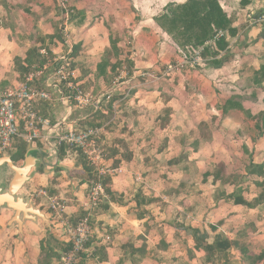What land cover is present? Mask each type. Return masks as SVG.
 Returning a JSON list of instances; mask_svg holds the SVG:
<instances>
[{
    "label": "crops",
    "instance_id": "crops-1",
    "mask_svg": "<svg viewBox=\"0 0 264 264\" xmlns=\"http://www.w3.org/2000/svg\"><path fill=\"white\" fill-rule=\"evenodd\" d=\"M111 1L78 0L79 18L65 35L56 1L0 0V88L22 81L15 60L25 61L32 48L39 51L41 63L33 65L28 76L72 48L78 83L88 91L92 83L107 86L113 77L110 67L107 79L96 76L112 38L118 40V55L111 64L119 61L120 68L131 64L132 72L125 71L127 81L115 84L112 118L98 126L107 135V126L115 124L101 145L108 153L103 148L105 167L116 173L111 195L93 212V234L79 264H212L204 251L196 249L192 229L206 230L209 243L219 235L235 244L228 262L220 258L215 264H251L249 257L264 251V203L249 208L234 198L253 202L263 190V178L249 175L248 168L264 169V79L258 77L264 67V27L252 25L249 18L264 10V0H219L236 34L225 32L224 50L216 52L214 41L198 48L203 49L199 60L181 70L177 66L183 55L194 52L178 48L155 18L169 4L187 0H159L152 16L141 13L134 0ZM146 72L153 78L141 77ZM34 83L53 91L49 73ZM60 101L56 94L52 102L38 106L52 124L65 121L76 127L93 119L92 109ZM107 106L100 109L104 116ZM58 154L46 162L55 165L59 159L61 167L33 168L20 193L49 221V201L37 197V192L45 189L50 196L65 199L66 215L75 221L86 212L91 182L79 158L75 169L66 165L67 152L63 160ZM220 166L223 171L216 179ZM4 211L0 264H42L41 243L48 231L67 242L55 220L50 225L27 220L20 230L10 223L14 213ZM56 250L62 257L64 252Z\"/></svg>",
    "mask_w": 264,
    "mask_h": 264
},
{
    "label": "built area",
    "instance_id": "built-area-1",
    "mask_svg": "<svg viewBox=\"0 0 264 264\" xmlns=\"http://www.w3.org/2000/svg\"><path fill=\"white\" fill-rule=\"evenodd\" d=\"M252 25L264 27V10L250 15ZM227 36L225 32H219L215 43ZM203 49L194 51L193 55H183V63L177 66L178 70L184 65L193 67ZM69 67V63L66 64ZM50 67V66H48ZM174 72V67L171 68ZM49 73L50 87L42 88L34 83L36 77ZM72 74L66 72L58 64H54L51 71L47 67L43 71L34 73L23 81H17L7 88H0V158L10 156L18 140L26 142L28 145L40 143L41 149L48 150L50 154H58L61 148H75L81 151L89 164L96 172V180L92 181L87 202L85 216L78 224H73L66 217V204L63 199L50 196L48 191L41 189L37 192V197L47 198L49 201V211L52 213L55 224L60 226L63 235L70 243L71 247L66 251L57 264H79L82 257L87 253V246L92 237L91 218L93 212L99 207L102 200L108 197L105 180L112 178L116 173L113 168L105 167L106 154L101 149L102 136L105 134L104 127L77 129L62 123L52 124L41 115L38 106L43 103L52 102L56 94L61 102L65 97H61L63 92L57 80L65 81L66 90L71 91L67 100L78 108H90L93 111H100L104 102L109 104L117 91L116 87L111 90L104 100H94L90 93L85 92L80 84H66L71 79ZM141 77L153 78L150 73H143ZM117 84V82L115 83ZM56 93V94H54ZM123 94V97L127 96ZM116 102V101H115ZM114 102V103H115ZM113 103V106L116 104Z\"/></svg>",
    "mask_w": 264,
    "mask_h": 264
},
{
    "label": "trees",
    "instance_id": "trees-1",
    "mask_svg": "<svg viewBox=\"0 0 264 264\" xmlns=\"http://www.w3.org/2000/svg\"><path fill=\"white\" fill-rule=\"evenodd\" d=\"M155 22L168 36L171 37L178 48L184 52H188L189 54L198 48L207 46L206 44L213 41L219 32H227L230 36H234L236 34V31L232 27L233 22L228 18L227 14L222 9L219 0H187L185 4L181 5L174 3L169 4L165 8L164 12L155 18ZM117 42L118 40L113 38L111 39L112 48L106 53L104 60L98 66V72L96 74L97 78L105 76V79H107L108 77H106V73L109 67L111 68L112 74H114L122 66V63L119 61L114 65L110 62L111 58L118 55ZM215 47L216 52L224 50L227 47L226 39H220L216 42ZM39 59V51L32 48L28 51L25 61H22L21 59L15 60L16 70L21 76L20 80H25V76H28L30 72H32L33 65H39L41 63ZM258 77H260V79H264V67H262L258 72ZM82 89L87 91V89L83 86ZM115 101H117V98L114 96V99L112 98L111 102L106 107L109 110L107 116H104L103 113L98 111L94 114V125L95 122L97 123L99 120L105 122L112 118V105ZM101 125L102 124H97L96 126ZM27 149L28 144L21 140L18 144L16 152L11 154L13 162L15 163L16 161L20 163L24 161ZM66 152V148H61L58 154L59 158L63 160L66 156ZM78 154L79 162L85 171L86 176L89 177V182L92 183V181L96 180V172L82 152L78 151ZM182 160H184V157L172 161L171 165L177 164ZM222 171V167L220 166L218 172L215 174L216 179ZM248 174H259L263 178V182L260 184V187L263 189L262 193L259 198L253 202H248L242 197H236L234 198V201L236 204L244 205L249 208H255L261 203H264V169L263 167L251 166L248 168ZM104 184L106 185L107 194L111 195V178H107ZM85 214V212H82L79 220L82 219ZM77 221L78 219L75 220L74 223L76 224ZM190 233L195 240L196 249L205 252L207 262L215 264L217 260L221 259H225V263L228 262V251L235 244L219 235L212 243H209V233L206 230L200 231L198 229H192ZM70 247V243L58 241L52 233L48 231L46 238L41 243L42 264H54V261H57L58 263L61 259V253H57L56 249H60L62 253H65ZM249 259L251 264H264V251L257 256L249 257Z\"/></svg>",
    "mask_w": 264,
    "mask_h": 264
},
{
    "label": "rangeland",
    "instance_id": "rangeland-1",
    "mask_svg": "<svg viewBox=\"0 0 264 264\" xmlns=\"http://www.w3.org/2000/svg\"><path fill=\"white\" fill-rule=\"evenodd\" d=\"M56 1V11H57V14L60 13V16L62 18V21H61V31L64 32V34H68L69 32V26H72V21L75 20V19H78L79 16H78V6H77V2L78 0H54ZM91 2H100L101 3H107L108 1L111 3L112 1L111 0H90ZM158 1L159 0H134V2H136V6L137 8L140 10L141 13H144L146 14V16H152L154 13H156V11L154 12V10H158ZM165 1V0H164ZM164 1H161L162 4H164ZM78 20L75 21V23L77 22ZM130 43V44H129ZM133 44V40L129 39L128 40V45H131L132 46ZM71 50L72 48L70 49L69 53L67 51H64L62 53H59L56 57L52 58V61L50 63V67H48V70L51 71V68L54 64H58L61 68H65V71L66 72H70L72 74L73 77H71L70 80H68L66 82V84H73L74 86H76L78 83V78H77V75L73 69V66H74V62H73V59L70 57L71 55ZM69 63V67L66 66V64ZM125 67L126 68H120V70L116 73L113 74V77H112V81L111 80H107L108 83L107 86L106 85H99L98 83H92L93 84V87L91 90H87L85 92L87 93H90L91 96L94 98V100H101L103 101L104 100V97L111 91L114 89L115 87V83L117 82V84H122L123 82H126L127 81V73L126 72H132V69L130 67L129 64H125ZM126 71V72H125ZM46 72V71H44ZM47 73V72H46ZM46 73H44L43 75L41 76H44ZM148 73V72H146ZM50 75V74H49ZM40 76V77H41ZM39 77V76H38ZM58 81V85L59 87L61 88V91L63 92V95H60L61 97H65L64 99V103L67 104V105H72L69 100H67L69 98V96H72L71 95V91H70V94H69V91L66 90V87H65V81L63 80H57ZM95 84V85H94ZM61 102V101H60ZM61 102V103H63ZM108 104L106 102L103 103L102 106H107ZM90 109V108H89ZM100 112V111H98ZM94 113H97L94 111ZM101 113V112H100ZM94 120L93 119H90V121L86 122L83 121L81 123H78L76 125L75 128L77 129H80V130H85L86 128H95V127H98L96 126L97 124H102V125H105L106 122H103L102 120H99L97 121V123L95 122V125H94ZM105 123V124H104ZM101 125V126H102ZM112 124H109L106 128V131H107V135H106V138L114 131V126L115 124L111 127ZM104 136V135H103ZM103 136H102V139H103ZM111 136V135H110ZM21 140H18L15 144V148L14 150L11 152V154H14L17 150V147H18V144L20 143ZM101 149L104 151H106V154L107 153V150L106 148L102 145H100ZM104 148V149H103ZM66 151H67V158H66V165L67 166H75V163L78 162V152H77V149L75 148H66ZM104 151V153H105ZM11 156V155H10ZM76 161V162H75ZM16 165L17 166H22L24 162H16ZM75 169L77 168V166L74 167ZM112 168V167H111ZM3 172H2V179L0 180V186H8L9 182L11 181L12 177L14 176V173L10 170V167L9 166H4L3 168ZM79 175L77 174L76 177H78ZM64 184H66V180H64ZM18 197H25L23 195H21V193H19L17 195ZM64 202H66L65 199H63ZM6 212V209L5 211ZM12 211H8L7 213H11ZM66 217L70 220V218L66 215ZM40 221H42L44 224L47 225V222L41 220V219H38ZM48 220V218H47ZM50 222H52L54 220V217L53 215L50 213ZM81 220V219H80ZM80 220L78 219L77 223L78 224L80 222ZM54 222V221H53ZM71 222L73 224L74 221L71 220ZM75 224V225H76ZM90 225H92V223H90ZM52 226V225H51ZM48 230H49V227H48Z\"/></svg>",
    "mask_w": 264,
    "mask_h": 264
},
{
    "label": "water",
    "instance_id": "water-1",
    "mask_svg": "<svg viewBox=\"0 0 264 264\" xmlns=\"http://www.w3.org/2000/svg\"><path fill=\"white\" fill-rule=\"evenodd\" d=\"M39 156V157H38ZM53 155L45 149H33L28 147L25 155L24 163L22 166H17L11 156L0 158V180L2 179V172L4 166H9L10 170L14 173L8 186H0V211L8 209L14 213L11 224H17L22 230L25 221H36L41 219L50 225L41 210L34 208L25 198L18 197L17 195L24 188L25 184L30 180L31 170L42 165L44 168L51 167L52 169L60 168L59 159L57 164L49 165L46 160H49ZM63 168V167H62Z\"/></svg>",
    "mask_w": 264,
    "mask_h": 264
}]
</instances>
